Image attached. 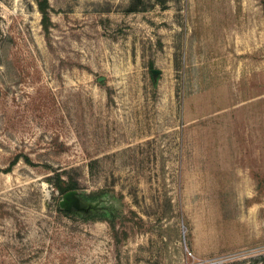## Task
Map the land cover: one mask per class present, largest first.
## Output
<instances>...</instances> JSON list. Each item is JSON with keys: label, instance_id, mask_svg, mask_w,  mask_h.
<instances>
[{"label": "rangeland", "instance_id": "obj_1", "mask_svg": "<svg viewBox=\"0 0 264 264\" xmlns=\"http://www.w3.org/2000/svg\"><path fill=\"white\" fill-rule=\"evenodd\" d=\"M16 157L0 264H264V0H0Z\"/></svg>", "mask_w": 264, "mask_h": 264}, {"label": "trees", "instance_id": "obj_2", "mask_svg": "<svg viewBox=\"0 0 264 264\" xmlns=\"http://www.w3.org/2000/svg\"><path fill=\"white\" fill-rule=\"evenodd\" d=\"M160 3H164L165 0H159ZM19 162V158L16 157L11 164L8 166V168L4 169V170H0L3 172H10L12 171V169L14 168V166ZM27 162L29 163L30 161L27 160ZM51 180L55 186V188L60 192V194L65 195L66 193L70 192V191H74V190H78L79 187V182L77 179L70 177V178H65L63 177V175L59 172H56L55 175L53 177H51ZM70 211H75L74 208H72L71 210H66L64 211L65 213L69 214Z\"/></svg>", "mask_w": 264, "mask_h": 264}, {"label": "water", "instance_id": "obj_3", "mask_svg": "<svg viewBox=\"0 0 264 264\" xmlns=\"http://www.w3.org/2000/svg\"><path fill=\"white\" fill-rule=\"evenodd\" d=\"M156 73H159V70H154V71H153V74H154V75H156ZM76 194H77V191L74 190V191H70V192H68V193H66V194L64 195V199H65L66 202H67V206H66V208H67L68 210H71L72 208H74V209H78V207L74 205V204H75V201L77 200V199L75 198V197H76Z\"/></svg>", "mask_w": 264, "mask_h": 264}, {"label": "built area", "instance_id": "obj_4", "mask_svg": "<svg viewBox=\"0 0 264 264\" xmlns=\"http://www.w3.org/2000/svg\"><path fill=\"white\" fill-rule=\"evenodd\" d=\"M206 264H218V261H210V262H207Z\"/></svg>", "mask_w": 264, "mask_h": 264}]
</instances>
